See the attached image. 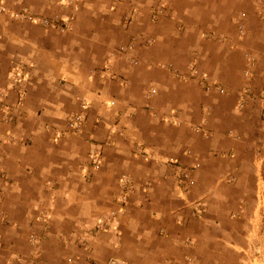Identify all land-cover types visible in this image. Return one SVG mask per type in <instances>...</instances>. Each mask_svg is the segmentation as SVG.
<instances>
[{
	"label": "rangeland",
	"instance_id": "1",
	"mask_svg": "<svg viewBox=\"0 0 264 264\" xmlns=\"http://www.w3.org/2000/svg\"><path fill=\"white\" fill-rule=\"evenodd\" d=\"M88 1L90 15L107 12ZM149 1L139 14L169 28L140 22L136 35L115 30L134 4L98 20L76 19L83 0H0V264H264V0H219L213 13L215 0ZM184 22L221 34L179 33ZM36 27L54 30L51 45L81 76L102 78L28 90L38 68L8 57L25 49L14 38L43 43ZM87 28L101 30L95 41L77 33ZM222 36L225 47L211 42ZM90 45L105 55L99 69ZM179 111L187 129L161 131ZM121 118L137 128L106 126ZM61 155L74 159L57 166Z\"/></svg>",
	"mask_w": 264,
	"mask_h": 264
},
{
	"label": "crops",
	"instance_id": "2",
	"mask_svg": "<svg viewBox=\"0 0 264 264\" xmlns=\"http://www.w3.org/2000/svg\"><path fill=\"white\" fill-rule=\"evenodd\" d=\"M92 1H96L97 3L105 1L106 3H108V8L106 5L107 12L105 14L100 13V14L96 15V17H95V13H92L90 15L91 12H90L89 8L92 7L91 2L88 0H83L81 10L78 12L76 19H78V17L82 14L83 15L82 18H86V19L95 18L98 20H101V19H103V20L104 19L105 20L106 19H110V20L112 19L113 20L118 15V9L123 7V6L128 5V3H129L131 5L134 4L133 6L136 7L134 9V17H133L132 21L129 23L128 20H130V18L129 19L125 18V20H126L125 22L127 23L126 24V23H123L122 20L121 21L118 20L119 25L117 27H115V30L119 29L120 33L139 35L141 32L136 31V29H138L137 26L140 22L148 24L149 25L148 28H151L152 30L156 29L157 27L162 26V25L167 26V24H165V20H163V17H159V20L157 21V23L156 22L154 23V22L150 21V17L145 18L144 15L139 14L137 6H139V4H141L140 1L143 4V3H149L150 2L149 0H102V1L101 0H92ZM206 2H207L206 0H202V1L199 0L198 3H200L202 5H206ZM42 3L46 4V1L42 2ZM209 3L207 4L209 6L208 8H210L209 13L215 12V9L219 7V5H218L219 0H218V2H217V0H215V4H214L213 8H212L213 1H210ZM41 11L46 12L45 9H43V7H42ZM85 11L87 12L86 14H85ZM223 17L228 18L227 12H226V15H224ZM198 27H200V26H196V28L195 27L190 28V26L185 23L184 26L179 27L181 29V30H179V33L186 34L189 31H192L194 34H196L198 31H200V33L202 35H208V34L210 35L212 33H217V32L220 33L218 30H214L213 28H209L208 26H202L201 28H198ZM35 30L38 31L37 33L39 35L38 34L37 35L40 36V39L43 41V43L33 44V43L27 41L25 38H18V39L14 38V42L19 41V44H20L19 48L20 49L25 48V49L21 50V51L18 50V52L12 53L11 57H8V60L10 62L12 61L14 64H15V61H20L21 66H23V65L32 66V67L38 68V71H40V72H38L37 69L34 70L32 68V71H34V74L36 75V73H38L39 77L38 78L34 77L33 73L29 76V80L26 83L28 90L30 88V85H33V87H36L38 83H46V84L47 83H51V84L54 83V84H57L58 82L61 81V79H64L63 84H65L66 86L77 87L80 84V81L82 80L83 86L85 85L86 87H89V84L93 82L90 79L93 77H96V76L91 77L90 74L87 77H85V75L81 76L77 72L78 64L73 60L70 61L68 59V57L64 58V55H67L66 54V51H67L66 48L61 47V49L59 50L60 53L58 52V49H54V46L51 45V42H50L51 40L54 39V30L43 29V28H39V27H36ZM77 33L83 34V35L89 37L90 39H88V40L95 41L94 36L100 34L101 30L100 29L99 30H93L92 28H87V29H83L81 31L78 30ZM2 34H4V36H8L6 34L4 28H3ZM75 34H76V32H75ZM68 35H70V34H68ZM222 35H224V34H222ZM10 38H11V34H10V37L8 36L7 39H10ZM228 41H229V38H225L224 36H222L220 38V40L215 39V40H212L211 42H214L215 44H217L216 42H218V44H221L225 47V45L228 43ZM136 45H137L136 48L145 49L147 47L155 45V41H153L152 43L150 42L149 44H146V43L144 44V43H141L140 41H136ZM147 45H149V46H147ZM22 46H25V47H22ZM93 46L94 45L87 46V53H86V57H85L87 59L86 63H87V65H90V67L94 66L95 68L99 69L103 66V62H101V61H104L103 57L105 55H101L100 57L96 56L94 53L99 54V51L92 49ZM89 50H90V52H89ZM262 50H264V48ZM263 55H264V53H263ZM196 62H199V61L197 60ZM113 64H114L113 67H116L115 62ZM41 68H46L45 69L46 71L44 69H41ZM47 68H52V69L50 71H48ZM55 68H56V70H55ZM116 73L124 75V77H126V72H124L122 70V67H120V68L117 67ZM138 74H140V73H138L137 71H135L133 74H131V77L129 74V82L134 83L135 82L134 79L135 78L138 79V77H139ZM133 75L135 76V78ZM97 77H98V79L102 78L100 76H97ZM97 77L95 78V80L97 79ZM26 79H28V78H26ZM34 79H36L37 82H35ZM39 86H41V84H39ZM29 95H30V93H29ZM29 95H28V98H29ZM42 106L44 107L45 111H47L48 109H51L50 113H52V110L54 109V101L50 100V105L43 104ZM23 109H26V108L23 107ZM114 113H115V115L123 116V114H126L127 112H126L124 107L118 106L117 108H114ZM151 115H153V113H151ZM156 115L158 116L159 113H156ZM183 115H184V111L183 112L179 111V120L181 122L179 125H172V127H171V125L169 123L164 122L163 125L158 124V127H161L160 128L161 131H165V129L171 131L174 128L178 129L180 131L185 130L184 128L187 129V127L185 126L187 124V121L183 118ZM123 119L124 118H121L120 120H118L117 123L106 124V126L111 125V126L117 127L118 129H121V128H123V126H126L130 130H135L137 128V127L131 126L132 124H130V123L127 124ZM134 122L135 123L140 122L141 125H144V124H142V121H140V118H139V120H135L132 123H134ZM153 125L157 127L156 121H154ZM126 130H128V129H126ZM152 130L154 131V133L151 132V138L149 140L144 138L145 141L147 142V143L146 142H144V143L151 145L156 150V149H158L159 143L152 145L151 142H156L158 140V132H157L158 129L157 128L156 129L150 128V131H152ZM143 133H145V132H142V134ZM131 136H132V139L130 138L131 142H127V148L129 150V152H130V150L133 149V143H132L133 141L132 140H136L139 142V140L137 138V134H136V137L133 135H131ZM64 141L65 140H61V138L57 139L56 141H54V147H61ZM60 158H61V160L56 162L55 165L60 166L61 164L68 163L67 162L68 159L69 160L74 159V157L71 155L63 157V158L61 155ZM105 164H107V162H105ZM106 173H107V169L102 170L99 174L106 175ZM69 176H72V173H70L69 170L67 169L65 176L63 175V177L66 179ZM78 178L80 180L85 179L84 176H81L79 174H78ZM64 191H65L64 187L60 188V192L62 194L64 193Z\"/></svg>",
	"mask_w": 264,
	"mask_h": 264
},
{
	"label": "built area",
	"instance_id": "3",
	"mask_svg": "<svg viewBox=\"0 0 264 264\" xmlns=\"http://www.w3.org/2000/svg\"><path fill=\"white\" fill-rule=\"evenodd\" d=\"M34 19V18H33ZM42 24H49L48 20L47 19H44L41 21ZM113 103V102H112ZM82 115L81 114H77L75 116L74 119L71 120V123H70V126L73 128V129H76L78 128V126L81 124V121H82ZM114 264V262L112 263Z\"/></svg>",
	"mask_w": 264,
	"mask_h": 264
}]
</instances>
